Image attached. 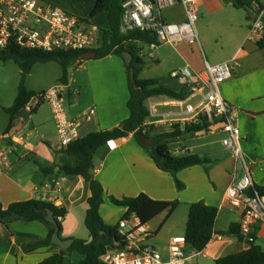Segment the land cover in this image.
<instances>
[{
    "label": "crops",
    "instance_id": "0c3cea01",
    "mask_svg": "<svg viewBox=\"0 0 264 264\" xmlns=\"http://www.w3.org/2000/svg\"><path fill=\"white\" fill-rule=\"evenodd\" d=\"M43 1L77 17L91 19L98 27L108 25L105 13L91 17L96 0ZM199 14V21L203 22V16L210 20L206 25L207 30H204L203 23L197 30L201 48L185 43L176 46L163 43L152 49L151 44L132 43L136 55L140 49L143 50L142 57L139 58L144 65L139 78L158 80L168 89L177 93L185 92L189 97V82L173 77V73L185 66L194 73L202 72L206 62L219 64L237 56L234 76L221 86V92L240 111L238 124L243 138L242 154L250 166L254 187H263L264 47H260L259 42L247 40L253 18L245 10L238 9L225 0H200ZM162 15L164 21L170 24L186 21L181 5L166 8ZM220 19H228L229 23L217 26L216 20ZM220 42L224 44L217 50L214 44L219 45ZM11 61L0 60V136L8 130L22 133L27 138L29 152L23 157L19 152L13 154L11 157L16 165L11 170L0 166V204L6 209L14 202L41 200L58 208H65L68 213L60 219L61 237L73 241H90L91 235L85 226V217L91 188L82 177L58 175L54 149H59V139L58 143L53 140L54 135L58 137L53 114L52 117L47 116L42 105L32 117L22 110L19 118L11 123V116L6 112V109L13 106L22 80L21 67L15 61V66H12ZM50 65L59 68L49 67ZM44 66L48 67L35 64L26 76L24 85L33 92L57 88L70 119H82L80 139L93 132L119 128L130 117L129 72L125 61L117 55L111 54L100 60L96 57L78 60L70 67L67 82H62L64 71L58 62H46ZM152 67H161V70H155V75L146 76ZM186 102L188 98L172 100L166 95L148 100L147 106L155 104L157 111V117H150L147 121L148 126L152 127L149 139L140 136V140L134 132L126 138L110 139L116 142L113 149L106 144L97 150L93 176L105 190L100 213L106 225L117 226L128 210L115 207L110 197L121 200L146 194L153 200L179 202L170 217L165 213L166 219L158 230L181 208L187 211L189 218L190 205L199 201L218 209L214 225L216 233H227L231 226H239L241 212L226 203L225 199L228 187L244 175V170L241 161L223 146L225 134L218 127H212L208 132L188 133L162 142L168 146V152L173 157L197 155L209 159L203 165L187 168L176 174L184 185L183 189H178L173 176L161 169L151 157L150 152L155 146L153 139L156 136L172 133L175 125L183 130L186 125L182 123ZM92 110L94 112L89 115ZM161 114H166L168 119L160 121ZM171 119L178 121L171 124ZM156 120L160 122L154 123ZM41 167L53 170L44 174ZM187 221L182 230L166 233L167 244L163 251L159 250L164 258L168 256L171 239L185 234ZM145 228L152 232L150 223ZM256 230L255 244L264 251V227L256 225ZM48 235L49 228L40 221L15 219L8 224L0 223V264H39L59 253L61 249L56 245L26 251L29 244L43 241ZM248 247L250 246L238 235H225V239L221 241H211L202 252L190 251L186 264H195V259L200 255L216 264L218 259L242 252ZM83 259L84 256L77 252L66 253L64 264H81Z\"/></svg>",
    "mask_w": 264,
    "mask_h": 264
},
{
    "label": "built area",
    "instance_id": "2783aa9c",
    "mask_svg": "<svg viewBox=\"0 0 264 264\" xmlns=\"http://www.w3.org/2000/svg\"><path fill=\"white\" fill-rule=\"evenodd\" d=\"M177 5L183 8L186 21L173 24L164 21L163 10ZM199 7L200 0H123L120 31L123 35L135 30L154 34L157 42L150 45L152 49L163 43L173 46L185 43L201 48L197 32ZM254 11L256 14L247 40L259 42L264 40V9L254 5ZM100 44V27L91 19L77 17L43 0H0L1 51L16 47L49 54L82 52L99 48ZM142 52L141 49L137 52L138 57H142ZM237 58L234 56L219 64L206 62L204 71L198 73L185 66L172 76L188 81L190 86L182 123L198 124L201 118H206L225 134L223 146L242 163L244 175L228 187L225 202L241 212L239 238L251 246L257 239L256 225L264 227V195L256 191L250 194L254 188L253 175L242 154L243 138L238 124L240 111L221 92V86L234 76ZM61 97L57 88L38 91L32 95L24 109L32 117L40 106L47 103L55 119L59 149L80 139L82 121L81 118L70 119ZM148 107L150 117H157L156 105L150 104ZM93 112L90 111L89 115ZM160 119L165 121L168 116L161 114ZM177 121L171 119L169 123ZM145 126H148V122ZM107 145L113 149L116 142L109 140ZM17 152L21 157L29 152L27 138L22 133L8 130L0 136V166L11 170L16 165L11 156ZM118 233L122 238V242L117 244L120 248L103 255L100 260L104 264H186L188 253L184 235L171 239L168 256L164 258L159 250L145 244L151 233L140 223L137 214L122 218L118 223ZM223 239L224 235L215 233L211 241Z\"/></svg>",
    "mask_w": 264,
    "mask_h": 264
},
{
    "label": "trees",
    "instance_id": "16d2710c",
    "mask_svg": "<svg viewBox=\"0 0 264 264\" xmlns=\"http://www.w3.org/2000/svg\"><path fill=\"white\" fill-rule=\"evenodd\" d=\"M122 1L96 0L91 17L94 18L97 15L105 13L107 15L108 25L100 27L101 44L99 48L90 51L96 52L97 60L112 54L117 55L124 61V52H130L133 55L131 65L127 66L129 77L132 72L134 73L133 80L131 78L129 80L131 97L128 100V108L130 117L119 128L117 127L106 132H93L65 148L54 149L57 157L56 167L58 169V175L68 177L79 176L90 185L92 193L87 202L88 209L87 216L85 217V226L90 232L91 240H74L72 246L67 251L61 250L59 253L54 254L39 264H64L65 254L72 252H77L84 256L81 264H104L100 258L106 253L120 248L117 244L122 242V238L118 233V225L115 227L106 225L100 213L101 205L104 202L105 190L101 183L93 176L96 152L100 147L106 145L110 139L126 138L134 132L140 140L141 138L149 139V132L152 127L145 126L150 118L147 106L148 100L165 95L172 100H186L188 98L187 93H177L168 89L161 85L158 80H143L139 78L144 63L136 55V50L132 46V43L142 42L145 44H153L157 42V38L152 33L140 30L131 31L126 35L121 33L120 27L123 15ZM225 1L233 4L238 9L245 10L252 18L256 14L254 5H258L261 9H264V5L258 2V0ZM259 45L260 47H264V40L259 41ZM90 51L56 52L49 54L40 51H25L16 47L7 48L4 51L0 50V60L2 62L14 60L22 69V80L19 85L18 95L15 98L13 106L6 109V112L11 116V123L19 118L20 112L25 109L32 95L36 93L29 91L24 85L26 76L31 72L35 64L58 62L64 71L62 82H67L70 67L75 65L78 60H81L84 53ZM212 127H214L213 123H210L206 118H201L198 124H186L183 130L180 129L179 125H175L172 133H164L153 139L155 146L150 152L151 157L161 169L173 176L178 189H183L184 185L178 180L177 173L187 168L203 165L209 162V159L201 158L197 155L173 157L168 152V146L162 142L171 138L184 136L188 133L208 132ZM163 159L164 161H162ZM41 169L44 174L50 173L53 170V168L44 169V167H41ZM255 191L259 195H264V186L254 187L250 194H253ZM110 201L115 207L128 209L124 218H127L132 213L137 214L140 223L144 226L148 225L161 214L167 213L170 217L179 206L178 201L153 200L146 194L123 198L121 200L110 197ZM48 210L54 212V218L61 232L62 226L60 219L67 216V209L58 208L54 204L41 200L14 202L6 209L0 204V223L8 224L15 219L27 222L40 221L49 228V235L43 241L40 240L29 244L26 247V251H31L38 247L52 246L51 239L55 228L46 221ZM217 216L218 209L202 201L190 205L189 218L184 234L187 243V253L190 251L202 252L210 244L213 235L216 233L214 231V225ZM218 234L224 236H239V226H231L227 233ZM216 264H264V251L254 243L242 252L218 259Z\"/></svg>",
    "mask_w": 264,
    "mask_h": 264
},
{
    "label": "rangeland",
    "instance_id": "374dc122",
    "mask_svg": "<svg viewBox=\"0 0 264 264\" xmlns=\"http://www.w3.org/2000/svg\"><path fill=\"white\" fill-rule=\"evenodd\" d=\"M258 2L262 3L264 5V0H258ZM199 17L201 18L200 14ZM210 22L209 17L207 16H203V22L200 20L197 24V27L199 28L200 25L203 23V27L204 30L206 29V25ZM228 22V19H226L225 21H223L222 19L220 20H216L217 26H224L226 25ZM222 44H224V42H220L219 45L214 44V47H216L217 50H220L222 47ZM11 61V60H10ZM12 66H15L13 64H15L14 60L11 61ZM40 65H42V67H48V66H44L46 63H38ZM49 67H57L56 65H50ZM158 69H156L155 67H152L151 69H149L148 73L146 74V76H152L155 75V70H161V67H157ZM145 76V77H146ZM222 89V88H221ZM44 105V109L46 111V115L52 117V113L50 111V107L47 105V103L43 104ZM57 134V133H56ZM58 139L59 137H57V135L53 136V140L58 143ZM166 219V215H160L157 218H155L154 220H152V222H150V228L152 229L151 236L148 240H147V245L154 247L158 250L163 251V248H165V245L167 244V235L166 233L168 232H173L175 230H182L185 226V221H187L188 219V213L187 211H184L183 208L179 209L177 211V213L171 218L169 219L165 225L163 226L162 229L158 230L159 225L162 223L163 221ZM159 231V232H158ZM155 232H158V234L156 235ZM155 234V235H154ZM165 257V256H164ZM199 261V264H215L212 260H208L207 258L203 257L202 255H200L198 258L195 259V264H197Z\"/></svg>",
    "mask_w": 264,
    "mask_h": 264
},
{
    "label": "water",
    "instance_id": "95a60500",
    "mask_svg": "<svg viewBox=\"0 0 264 264\" xmlns=\"http://www.w3.org/2000/svg\"><path fill=\"white\" fill-rule=\"evenodd\" d=\"M95 57H96L95 51H90V52L84 53L82 55L83 59H92ZM123 58H124L126 65L130 66L132 61H133V55L130 52H124ZM133 76H134V73L132 72L131 76H130V78L132 80H133ZM162 161H164V159ZM54 216H55V214L52 210L47 211L46 221L55 228V232H54L53 237L51 239V243L53 245L58 246L61 250L67 251L72 246L74 241H73V239L66 240V239H63L61 237L60 229L58 227V223L55 220Z\"/></svg>",
    "mask_w": 264,
    "mask_h": 264
}]
</instances>
